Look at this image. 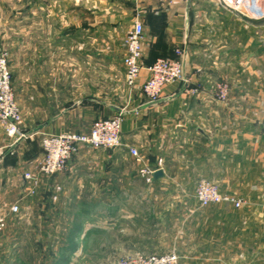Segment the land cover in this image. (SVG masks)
<instances>
[{
    "label": "crops",
    "instance_id": "obj_1",
    "mask_svg": "<svg viewBox=\"0 0 264 264\" xmlns=\"http://www.w3.org/2000/svg\"><path fill=\"white\" fill-rule=\"evenodd\" d=\"M117 1L80 0L83 10H46V22L25 26L32 41L46 37L47 52L31 57L30 115L24 114L23 130L35 137L13 144L0 123V211L8 214L14 205L23 211L30 200L31 215L44 214L65 237L76 223L71 217L76 206L92 200L100 206L123 191L128 207L153 208L152 228L134 225L138 235L155 232L159 238L166 201L144 202L134 192H158L174 176L180 183L201 176L224 191L254 190V205L263 207L264 76L256 68V47L248 48L244 20L230 10H214L201 26L199 0H141L138 14L133 2L129 10ZM32 15L38 20L39 10ZM137 19L144 25V69L134 87L120 89L126 81L125 39ZM252 24L256 28L257 22ZM5 32L0 30L3 42ZM178 49L186 54V82L166 86L162 100L152 104L142 90L149 78L146 68L158 59H173ZM220 81L230 89L226 103L216 98ZM124 108L129 110L121 148H84L62 174L40 173L44 152L36 136L88 135L96 120ZM130 148L138 150L139 159ZM147 167H161L163 176L147 183L140 174ZM28 172L40 179L31 199ZM234 222L238 229L208 233L207 264H264V215L239 216ZM74 233L82 236L85 230Z\"/></svg>",
    "mask_w": 264,
    "mask_h": 264
},
{
    "label": "rangeland",
    "instance_id": "obj_2",
    "mask_svg": "<svg viewBox=\"0 0 264 264\" xmlns=\"http://www.w3.org/2000/svg\"><path fill=\"white\" fill-rule=\"evenodd\" d=\"M199 1L202 7L199 10L201 26H206L207 14L214 10H230L244 20L247 25L248 48L254 50L256 47V68L259 71L261 67L264 76V0ZM79 2L80 0H0V30H6L8 35L6 42L0 38V55L7 54L12 93L22 118L19 128L26 136L22 141L35 137L23 130L26 122L24 114L30 115L31 57L32 54L38 53L41 56L47 52L46 37L32 41L31 32L25 26L37 21L46 22V10H83L79 7ZM132 2L138 14L140 0H118L117 4L123 8L128 6L130 10ZM34 10L40 12L38 20L32 15ZM223 17L226 18L227 15ZM254 21L257 22L256 28L252 24ZM254 38L256 46L252 43ZM254 57L252 56V60ZM219 83L223 82L217 84ZM124 87H130L127 81L123 84L120 82V89ZM128 110L124 108L123 114ZM44 136H36L39 143H42ZM173 179L177 177L174 176L169 180L167 188L158 192H134V198L144 202L160 199L166 201L163 208L166 212L161 217V225L164 226L162 237L155 236V232H147L145 236L138 235L133 226L152 228L151 222L155 215L151 212L153 208L148 206L128 207L127 192H117L115 199L104 200L100 206L93 200L76 206V213L71 217H79L85 234H76L75 238L69 233L61 237L63 232L58 228L60 225L46 222L44 212L41 217L35 213L31 215L32 204L29 200L23 211L8 217L7 229L0 235V264H117L136 254L163 255L172 252L178 255V264H207L206 242L210 231L238 229V223L234 221L239 216L264 215V206L254 205V200L258 197L254 190L224 191L220 184L211 182L222 194L240 199L244 205L241 209L228 204L201 208L196 200V187L200 180L206 179L190 176L186 177L185 183ZM29 189L26 197L31 199ZM244 194L247 198L243 197Z\"/></svg>",
    "mask_w": 264,
    "mask_h": 264
},
{
    "label": "built area",
    "instance_id": "obj_3",
    "mask_svg": "<svg viewBox=\"0 0 264 264\" xmlns=\"http://www.w3.org/2000/svg\"><path fill=\"white\" fill-rule=\"evenodd\" d=\"M141 1V0H140ZM143 42L144 25L137 19L133 28L127 33L125 39L126 56L124 65L126 69V81L130 87H134L143 65ZM185 52L176 50L175 57L161 58L156 60L146 70L149 74L148 80L144 83L142 90L150 103L156 104L162 100V91L168 86L178 82L185 81ZM216 98L218 101L226 103L229 99L230 89L226 83H219L215 87ZM196 93V90L192 92ZM123 112H119L109 119L96 120L88 135L78 133H64L59 135H45L41 140V146L44 151V159L40 165V173L46 177H53L65 172L69 162L84 148L92 150L99 149H118L123 146L121 140ZM22 118L15 102L12 88L11 75L7 65V54L0 55V123L5 129L7 136L12 139L13 144L26 139V136L20 131ZM130 153L134 158L139 159V152L130 148ZM158 169L144 168L140 174L147 183H152L153 176ZM25 179L31 183L30 195L36 194L40 179L37 175L26 173ZM60 188L57 189V192ZM55 196L53 201H57ZM196 200L201 208H207L211 205L228 204L236 209H241L244 202L232 196L222 194L218 187L207 181L200 180L196 187ZM20 212L19 205L10 208L8 214L16 215ZM8 214L0 211V235L7 229ZM179 257L176 253L163 255H144L136 254L133 257L120 260L117 264H178Z\"/></svg>",
    "mask_w": 264,
    "mask_h": 264
},
{
    "label": "trees",
    "instance_id": "obj_4",
    "mask_svg": "<svg viewBox=\"0 0 264 264\" xmlns=\"http://www.w3.org/2000/svg\"><path fill=\"white\" fill-rule=\"evenodd\" d=\"M154 63V62H153ZM152 63V64H153ZM152 64H149L147 67H149V66H151ZM41 150L43 151V149L41 148ZM44 152V151H43ZM51 199V198H50ZM82 228V226H81V222H79L78 221V218H76V223H75V225L73 226V231H72V233H71V235H72V237H74L75 238V236H74V232L77 230H79V229H81Z\"/></svg>",
    "mask_w": 264,
    "mask_h": 264
},
{
    "label": "water",
    "instance_id": "obj_5",
    "mask_svg": "<svg viewBox=\"0 0 264 264\" xmlns=\"http://www.w3.org/2000/svg\"><path fill=\"white\" fill-rule=\"evenodd\" d=\"M162 176H163V173H162V171L160 170V171H157V172L154 174L153 178H154V179H158V178H160V177H162Z\"/></svg>",
    "mask_w": 264,
    "mask_h": 264
}]
</instances>
